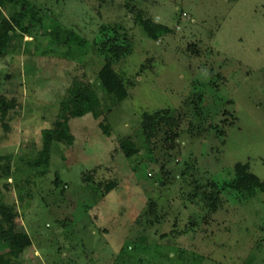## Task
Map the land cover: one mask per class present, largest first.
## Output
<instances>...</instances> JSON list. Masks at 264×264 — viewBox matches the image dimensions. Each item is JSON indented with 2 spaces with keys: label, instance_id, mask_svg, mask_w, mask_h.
<instances>
[{
  "label": "rangeland",
  "instance_id": "1",
  "mask_svg": "<svg viewBox=\"0 0 264 264\" xmlns=\"http://www.w3.org/2000/svg\"><path fill=\"white\" fill-rule=\"evenodd\" d=\"M23 1L28 32L0 59V95L16 105L6 128L0 122V165L9 166L0 202L17 215L3 232L12 262L115 264L132 243L135 264H264V194L221 195L216 210L192 197L199 186L232 181L237 164L264 182V0ZM37 16L89 46L58 45ZM139 20L169 32L153 41ZM103 26L130 44L111 59L128 93L117 105L97 83ZM74 81L91 84L111 110L69 120L72 144L53 142L41 163L43 132L54 130ZM203 84L205 116L191 103ZM156 114L147 141L143 122ZM222 121L234 125L220 143L213 125ZM125 140L138 149L130 159Z\"/></svg>",
  "mask_w": 264,
  "mask_h": 264
},
{
  "label": "trees",
  "instance_id": "2",
  "mask_svg": "<svg viewBox=\"0 0 264 264\" xmlns=\"http://www.w3.org/2000/svg\"><path fill=\"white\" fill-rule=\"evenodd\" d=\"M6 5L12 7H18L19 12L11 14L10 17H5L2 13V8ZM28 11V5L23 0H0V59L6 55L7 50L10 48L14 40L22 38L24 33L28 32L26 28H23L22 23L26 12ZM38 15V11L36 12ZM36 23H41L42 30L55 38L59 37L58 45L67 46L71 48V44H74L80 48H87L89 43L84 39L74 35L72 32L65 30L57 22H54L50 28H47L43 24L42 20L37 16L31 18ZM142 28L147 33L149 38L153 41L159 39L160 34L168 33L169 30L159 25L153 24L151 21L139 20ZM73 36V40L69 37ZM94 45H97L96 51L105 57V64L100 70L97 83L104 96L111 100L113 104H119L126 100L128 97L127 89L124 81L114 71L111 59H119L124 55H127L130 51L129 41L126 39L120 40L118 33L114 27L103 26L101 27V34L95 40ZM78 52V50H74ZM219 77L210 81L212 89L218 88ZM210 86L203 84L198 91L193 95V101L191 102L194 109L199 115L205 116L208 109L205 107L206 90ZM14 99H8L5 96L0 95V122L3 127L7 116L15 109ZM109 109L106 104L104 105L102 100L98 97L96 91L91 84L81 83L74 81L70 88L67 90L66 96L61 102L59 120L56 122L54 130H45L43 132V151L41 154V163L46 164L48 162V156L50 153L51 145L53 142L71 145L73 137L69 134L68 121L75 118H83L87 115H92L94 118H98L101 113L108 114ZM223 115L232 117L229 112H223ZM156 114L154 117L146 116L143 122V134L146 135L147 141L152 137L156 127V120L159 118ZM233 118V117H232ZM222 121L219 125H213V131L220 143H223V138L226 132V126L230 127L234 124L232 122ZM107 133V127L101 125ZM121 150L126 158L130 159L138 153L135 145L125 140L121 144ZM39 162L35 165L38 166ZM248 165L237 164L234 167L232 181L224 180L222 182L212 181L208 185L199 186L198 192H194L192 197L199 200L200 205L203 207L216 210L218 205L222 202L221 195L230 198L231 200H238L239 198H250L256 193L264 194V182L260 181L256 176L248 172ZM9 174V166L2 167L0 165V176H7ZM114 187L112 184L108 185L105 190L109 192ZM201 188H204L203 191ZM209 189V191H205ZM17 215L13 209L7 207L0 202V264H14L6 250H11L9 239L3 232L13 229L15 227V220ZM138 247L132 243H126L117 256L115 264H135L132 262V253L135 252Z\"/></svg>",
  "mask_w": 264,
  "mask_h": 264
}]
</instances>
